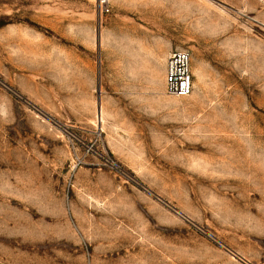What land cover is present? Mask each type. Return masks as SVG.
I'll use <instances>...</instances> for the list:
<instances>
[{
    "label": "rangeland",
    "instance_id": "1",
    "mask_svg": "<svg viewBox=\"0 0 264 264\" xmlns=\"http://www.w3.org/2000/svg\"><path fill=\"white\" fill-rule=\"evenodd\" d=\"M109 8L0 0V264H264V0Z\"/></svg>",
    "mask_w": 264,
    "mask_h": 264
},
{
    "label": "built area",
    "instance_id": "2",
    "mask_svg": "<svg viewBox=\"0 0 264 264\" xmlns=\"http://www.w3.org/2000/svg\"><path fill=\"white\" fill-rule=\"evenodd\" d=\"M110 0H100L102 12H109ZM166 93L172 97L190 96L195 88L192 56L189 51L170 53L166 62Z\"/></svg>",
    "mask_w": 264,
    "mask_h": 264
},
{
    "label": "water",
    "instance_id": "3",
    "mask_svg": "<svg viewBox=\"0 0 264 264\" xmlns=\"http://www.w3.org/2000/svg\"><path fill=\"white\" fill-rule=\"evenodd\" d=\"M99 102H100V100H99ZM100 112H101V109H100V106H99V114H100Z\"/></svg>",
    "mask_w": 264,
    "mask_h": 264
},
{
    "label": "crops",
    "instance_id": "4",
    "mask_svg": "<svg viewBox=\"0 0 264 264\" xmlns=\"http://www.w3.org/2000/svg\"><path fill=\"white\" fill-rule=\"evenodd\" d=\"M170 55V54H169ZM168 58V57H167ZM166 62H167V60H166ZM165 78H166V74H165Z\"/></svg>",
    "mask_w": 264,
    "mask_h": 264
}]
</instances>
